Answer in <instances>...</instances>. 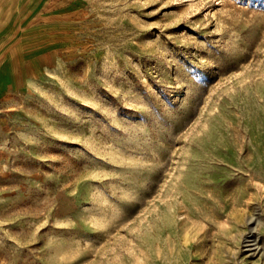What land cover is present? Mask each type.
<instances>
[{
  "label": "rangeland",
  "instance_id": "374dc122",
  "mask_svg": "<svg viewBox=\"0 0 264 264\" xmlns=\"http://www.w3.org/2000/svg\"><path fill=\"white\" fill-rule=\"evenodd\" d=\"M0 264H264V0H0Z\"/></svg>",
  "mask_w": 264,
  "mask_h": 264
}]
</instances>
